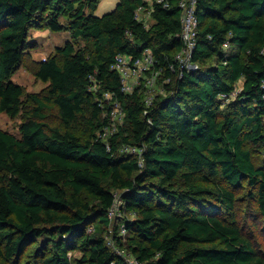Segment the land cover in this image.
<instances>
[{
    "label": "trees",
    "instance_id": "1",
    "mask_svg": "<svg viewBox=\"0 0 264 264\" xmlns=\"http://www.w3.org/2000/svg\"><path fill=\"white\" fill-rule=\"evenodd\" d=\"M99 1L0 0V113L23 116L18 136L0 129V258L127 264L110 241L142 264H264L229 190L246 181L264 219V166L246 147L264 148V0H198L191 71L176 60L179 0L154 2L147 27L135 18L143 0H118L97 17ZM42 25L85 46L68 41L38 63L34 76L48 92L30 95V107L12 76L29 30ZM145 51L154 57L146 75L160 73L164 92L149 107L144 83L126 94L111 70L118 55ZM238 84L234 100H219ZM45 102L62 128L46 122ZM115 103L123 122L103 140ZM116 196L125 218L113 223Z\"/></svg>",
    "mask_w": 264,
    "mask_h": 264
},
{
    "label": "rangeland",
    "instance_id": "2",
    "mask_svg": "<svg viewBox=\"0 0 264 264\" xmlns=\"http://www.w3.org/2000/svg\"><path fill=\"white\" fill-rule=\"evenodd\" d=\"M117 2L118 0H100L94 15L100 17L105 13L111 12L115 8ZM147 3H149V1L145 2V8L139 12V18L149 25L152 21ZM28 40L30 47L27 51V55L24 58L23 64L14 72L12 82L22 87L24 93L22 100L25 104L33 107L29 96L35 95L44 100V97L47 96L49 86L48 83H44L34 76L38 63L53 55L56 48L63 47L68 41L72 42L76 48H82L85 45L80 39L74 40L68 31L52 32L44 25L31 28L29 30ZM193 69L194 67L192 66L187 68V70L190 71ZM160 77V73L144 75V83L147 82V86L145 87V98L164 94L162 84L159 82ZM45 104L46 106L43 113L46 117V122L52 127L62 128L57 108L51 102H45ZM113 113L111 124L113 127H117L123 122V113L119 111L116 106ZM22 121V114H19L16 118H10L4 113H0V129L15 136L19 135V127ZM81 131L82 129L80 132ZM109 135L110 134H107L104 139L106 140ZM246 147L251 151L254 162L257 165L264 166V148L253 144H246ZM229 190H232L235 196L234 213L243 235L252 242L256 251L264 256V219L258 210L255 197L253 196L254 191L248 187L246 181H243L238 188H230ZM124 218L125 215L120 210L116 212L111 220L114 223L120 222ZM114 247V244L110 246L112 251H114ZM40 255L42 256L43 254ZM69 255L71 257H80V253L77 251L71 252ZM0 264L10 263L0 258ZM33 264H36V262Z\"/></svg>",
    "mask_w": 264,
    "mask_h": 264
},
{
    "label": "built area",
    "instance_id": "3",
    "mask_svg": "<svg viewBox=\"0 0 264 264\" xmlns=\"http://www.w3.org/2000/svg\"><path fill=\"white\" fill-rule=\"evenodd\" d=\"M144 3L149 1L147 3L148 9H149V15L151 17V12H152V5L153 3H158V4H163L164 7H167L166 0H143ZM198 0H179L178 1V8L180 10V23H181V41L183 43V50L182 52L176 57L177 62L180 64L181 68H184L187 70L189 67H196L191 63V55L193 52V49L196 46V39L198 36V19L195 14L196 12V6H197ZM145 8L144 6H140L136 12H135V18L138 21H142L144 25L147 27V23L143 21L142 19L139 18V12ZM223 49L227 50L229 49V44L224 43L222 46ZM154 65V57L149 51H145L141 57L133 59L130 56L126 55H118L115 58V61L113 65L111 66V70L116 71L120 77V82L122 86V91L126 94L132 93L135 88L139 87L141 83H144V75L146 76V72L150 71L152 66ZM169 80L165 79L164 83H168ZM135 85V86H134ZM262 85L264 86V81L262 82ZM134 86V87H133ZM144 86H147V82L144 83ZM241 89V86L238 84L234 90L228 94V95H220L219 100L222 101L224 104L229 103L230 101L234 100L239 93ZM106 97H110L108 94ZM153 97H146L145 98V104L146 107H149L152 103ZM115 106L119 109V111L122 112L120 106L118 103H115L113 106V110ZM113 110L111 112V118L113 113ZM123 113V112H122ZM146 113V112H145ZM124 117V115H123ZM117 127H113L112 124H110L109 127L105 128V132L102 135L101 138H105L107 134H111L115 131ZM125 152L132 153V154H138L139 155V150L135 147H126L124 148ZM139 160V166H142V158L138 156ZM120 207H122V202L120 201L119 197L116 196L114 200L113 207L111 208L109 212V218L111 219L113 216H115L117 211H120ZM125 235V229L123 226L120 228V236L123 237ZM113 243H110L109 241V246H111ZM114 251L120 256L123 257L126 261L127 264H142L140 263L135 257L130 256L125 253V251L121 250Z\"/></svg>",
    "mask_w": 264,
    "mask_h": 264
}]
</instances>
